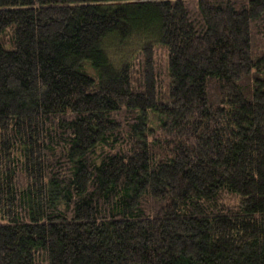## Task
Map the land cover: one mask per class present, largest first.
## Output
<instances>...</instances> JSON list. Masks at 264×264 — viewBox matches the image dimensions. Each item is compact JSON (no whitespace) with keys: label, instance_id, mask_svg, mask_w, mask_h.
<instances>
[{"label":"trees","instance_id":"trees-1","mask_svg":"<svg viewBox=\"0 0 264 264\" xmlns=\"http://www.w3.org/2000/svg\"><path fill=\"white\" fill-rule=\"evenodd\" d=\"M0 264H264V0H0Z\"/></svg>","mask_w":264,"mask_h":264}]
</instances>
